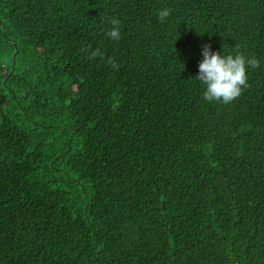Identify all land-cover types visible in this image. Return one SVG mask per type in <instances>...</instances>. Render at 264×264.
Instances as JSON below:
<instances>
[{
	"label": "trees",
	"instance_id": "trees-1",
	"mask_svg": "<svg viewBox=\"0 0 264 264\" xmlns=\"http://www.w3.org/2000/svg\"><path fill=\"white\" fill-rule=\"evenodd\" d=\"M0 264H264V0H0Z\"/></svg>",
	"mask_w": 264,
	"mask_h": 264
},
{
	"label": "clouds",
	"instance_id": "clouds-1",
	"mask_svg": "<svg viewBox=\"0 0 264 264\" xmlns=\"http://www.w3.org/2000/svg\"><path fill=\"white\" fill-rule=\"evenodd\" d=\"M170 10L163 8L158 12V19L164 22L170 16ZM113 27L107 32L112 40L121 38L120 21L111 19ZM92 55H96L95 52ZM202 60L198 65V73L194 78L203 88L205 101H220L228 104L241 95L247 87L249 68L259 67L260 61L255 57H246L242 54H221L213 51L210 45L202 48Z\"/></svg>",
	"mask_w": 264,
	"mask_h": 264
},
{
	"label": "rangeland",
	"instance_id": "rangeland-1",
	"mask_svg": "<svg viewBox=\"0 0 264 264\" xmlns=\"http://www.w3.org/2000/svg\"><path fill=\"white\" fill-rule=\"evenodd\" d=\"M6 63H7V64H4V67H6L7 65H8V66L11 65V63H12L11 59H8V60L6 61Z\"/></svg>",
	"mask_w": 264,
	"mask_h": 264
},
{
	"label": "bare ground",
	"instance_id": "bare-ground-1",
	"mask_svg": "<svg viewBox=\"0 0 264 264\" xmlns=\"http://www.w3.org/2000/svg\"><path fill=\"white\" fill-rule=\"evenodd\" d=\"M243 97V96H242ZM64 170V169H63ZM68 170V169H67Z\"/></svg>",
	"mask_w": 264,
	"mask_h": 264
}]
</instances>
